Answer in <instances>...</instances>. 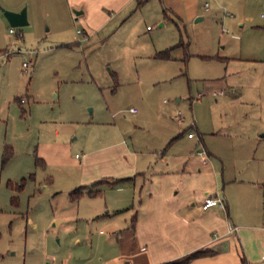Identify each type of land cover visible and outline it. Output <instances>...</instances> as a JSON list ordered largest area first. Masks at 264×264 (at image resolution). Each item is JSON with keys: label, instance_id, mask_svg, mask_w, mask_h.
Here are the masks:
<instances>
[{"label": "rangeland", "instance_id": "rangeland-1", "mask_svg": "<svg viewBox=\"0 0 264 264\" xmlns=\"http://www.w3.org/2000/svg\"><path fill=\"white\" fill-rule=\"evenodd\" d=\"M195 6L196 17L169 21L158 0H145L85 40L68 0H0V264H105L113 256L103 241L123 216L77 219L66 186L89 144L120 119L130 129L129 108L149 124L161 112L176 129L178 117L194 141L199 132L242 137L250 129L258 95L264 108V0ZM22 9L27 24L9 33L3 10ZM147 130L130 135L143 144ZM49 141L70 146L58 168L35 165L36 146ZM262 141L257 151L253 140L238 149L257 161Z\"/></svg>", "mask_w": 264, "mask_h": 264}, {"label": "crops", "instance_id": "crops-1", "mask_svg": "<svg viewBox=\"0 0 264 264\" xmlns=\"http://www.w3.org/2000/svg\"><path fill=\"white\" fill-rule=\"evenodd\" d=\"M143 1L68 3L80 15L81 35L86 40L92 30L125 21ZM158 1L166 20L197 16L195 0ZM162 25L161 22L159 26ZM257 101L255 122L248 131L242 129V137L218 129L197 131L198 139L194 141L193 135L180 132L182 121L178 117L176 129L161 112L149 124L144 123L137 109L131 112L134 108H129L136 115L130 129L120 119L111 125L112 132L104 141L88 145L78 157L81 160L74 161L77 173L69 175L66 191L77 219L86 217L98 222L123 216L124 226L112 228L103 241L104 250L113 253L105 264H241L242 259L247 264H264V156L255 161L250 150L238 149L239 141L253 140L257 151L264 140L261 95ZM144 125L149 130L146 144H140L130 130H140ZM67 149L69 145L57 141L40 143L34 157L44 167L58 168L64 163ZM120 179L124 180L113 184ZM79 187L94 194L85 193L72 200L69 193ZM205 196L219 198L222 206L202 210ZM198 251L206 254L181 262Z\"/></svg>", "mask_w": 264, "mask_h": 264}, {"label": "trees", "instance_id": "trees-1", "mask_svg": "<svg viewBox=\"0 0 264 264\" xmlns=\"http://www.w3.org/2000/svg\"><path fill=\"white\" fill-rule=\"evenodd\" d=\"M164 58H166V57H164ZM8 150H10L9 148H7V151ZM9 152V151H8ZM35 165H40V161H39V159L38 158H36L35 157ZM124 179H120V180H118V181H115V182H113V184H116V183H119V182H121V181H123ZM100 182H97V183H95V184H99ZM22 187H23V183H21L20 185H16V189L19 191V190H21L22 189ZM97 192V191H96ZM89 194V195H91V194H94V191H89V190H87V188L86 187H79V188H76V189H74V190H72L70 193H69V196H70V198L72 199V200H76V199H78L82 194ZM16 198H12V202L13 203H16V200H15ZM206 254V251H198V252H195V253H193V254H191V255H189L188 257H186L184 260H182L181 262H184V263H186V262H188V261H191V260H193V259H195V258H197V257H200V256H203V255H205ZM164 264H172V263H164ZM241 264H247L246 263V261L244 260V259H242V263Z\"/></svg>", "mask_w": 264, "mask_h": 264}, {"label": "built area", "instance_id": "built-area-1", "mask_svg": "<svg viewBox=\"0 0 264 264\" xmlns=\"http://www.w3.org/2000/svg\"><path fill=\"white\" fill-rule=\"evenodd\" d=\"M205 5H207V4H205ZM8 32L9 33H14L13 28L11 27ZM77 33L78 34H82V32L80 30H77ZM18 36L21 37V34H19ZM22 66L24 68H26V67H28V63L27 62H23ZM130 111L131 112H135V109H130ZM178 115H180L179 112H178ZM191 136H192V134L189 133L188 137H191ZM217 205L222 206V202H221V200L219 198L212 197V196H205L203 201H202V203H201L200 208L202 210H206V209H208L210 207L217 206ZM45 264H52V262L51 261H47Z\"/></svg>", "mask_w": 264, "mask_h": 264}, {"label": "water", "instance_id": "water-1", "mask_svg": "<svg viewBox=\"0 0 264 264\" xmlns=\"http://www.w3.org/2000/svg\"><path fill=\"white\" fill-rule=\"evenodd\" d=\"M3 15L5 16L6 20L8 21L11 27H20L27 24L25 9H22L21 11L18 12L3 10Z\"/></svg>", "mask_w": 264, "mask_h": 264}]
</instances>
